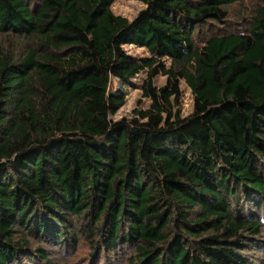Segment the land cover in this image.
Returning a JSON list of instances; mask_svg holds the SVG:
<instances>
[{
  "label": "trees",
  "instance_id": "16d2710c",
  "mask_svg": "<svg viewBox=\"0 0 264 264\" xmlns=\"http://www.w3.org/2000/svg\"><path fill=\"white\" fill-rule=\"evenodd\" d=\"M139 1L129 20L0 0V264H249L264 244V0ZM141 72L148 107L112 120V80Z\"/></svg>",
  "mask_w": 264,
  "mask_h": 264
},
{
  "label": "rangeland",
  "instance_id": "374dc122",
  "mask_svg": "<svg viewBox=\"0 0 264 264\" xmlns=\"http://www.w3.org/2000/svg\"><path fill=\"white\" fill-rule=\"evenodd\" d=\"M144 7V4L141 3L139 0H114L111 4L110 8L115 15L123 16L129 20L133 19L138 12ZM238 9H234V13L236 14ZM233 13V11H232ZM240 15H237V21L239 20ZM125 50L132 56L135 57H147L148 53L145 49L137 47L135 45H126ZM146 77V72L139 73L135 78H133L129 85L123 87L122 84L113 79L112 86L117 89L121 90L125 94V103L124 105L111 116L112 120H119L123 117H127L131 114L132 110L135 107H142L146 108L149 105L148 99L142 96V85L144 83ZM165 83L164 76H156L154 80V84L156 86H162ZM181 89V108L180 112L182 115H188L192 109V95L190 90L185 85L184 81H181L180 85ZM262 241L264 242V232ZM260 244V243H259ZM261 248L255 250H250V258L249 264H264V244H260ZM55 256H57V252L55 250ZM88 255V251L86 249L80 248L76 255H67L65 257L60 256L56 259L60 262H66L67 264H88L86 256ZM119 262L120 259H119Z\"/></svg>",
  "mask_w": 264,
  "mask_h": 264
}]
</instances>
